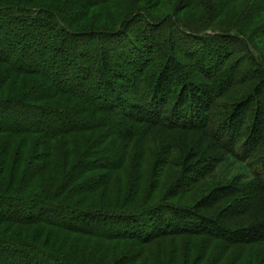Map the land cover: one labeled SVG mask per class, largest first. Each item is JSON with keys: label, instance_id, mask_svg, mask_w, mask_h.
I'll use <instances>...</instances> for the list:
<instances>
[{"label": "trees", "instance_id": "16d2710c", "mask_svg": "<svg viewBox=\"0 0 264 264\" xmlns=\"http://www.w3.org/2000/svg\"><path fill=\"white\" fill-rule=\"evenodd\" d=\"M0 264H264V0H0Z\"/></svg>", "mask_w": 264, "mask_h": 264}, {"label": "rangeland", "instance_id": "374dc122", "mask_svg": "<svg viewBox=\"0 0 264 264\" xmlns=\"http://www.w3.org/2000/svg\"><path fill=\"white\" fill-rule=\"evenodd\" d=\"M86 49L89 51L91 55H94L98 50V45H95L94 42L91 46L87 47Z\"/></svg>", "mask_w": 264, "mask_h": 264}]
</instances>
